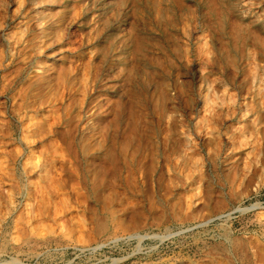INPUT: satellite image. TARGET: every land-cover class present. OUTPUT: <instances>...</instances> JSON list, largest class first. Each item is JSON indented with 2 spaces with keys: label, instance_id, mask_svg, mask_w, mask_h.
Listing matches in <instances>:
<instances>
[{
  "label": "rangeland",
  "instance_id": "rangeland-1",
  "mask_svg": "<svg viewBox=\"0 0 264 264\" xmlns=\"http://www.w3.org/2000/svg\"><path fill=\"white\" fill-rule=\"evenodd\" d=\"M0 264H264V0H0Z\"/></svg>",
  "mask_w": 264,
  "mask_h": 264
},
{
  "label": "bare ground",
  "instance_id": "bare-ground-1",
  "mask_svg": "<svg viewBox=\"0 0 264 264\" xmlns=\"http://www.w3.org/2000/svg\"><path fill=\"white\" fill-rule=\"evenodd\" d=\"M50 7H51V4L47 5L44 12L47 14L48 11L50 10ZM50 55V54H49ZM53 55H51L50 57H52ZM54 57V56H53ZM51 60V59H50ZM53 64V63H52ZM53 66L51 65V63L48 62H45V65H44V68L46 71H49L50 67ZM50 72V71H49ZM47 73V72H46Z\"/></svg>",
  "mask_w": 264,
  "mask_h": 264
}]
</instances>
